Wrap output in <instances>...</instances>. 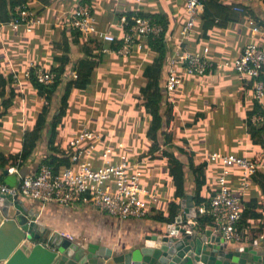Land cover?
I'll list each match as a JSON object with an SVG mask.
<instances>
[{
	"label": "crops",
	"instance_id": "crops-1",
	"mask_svg": "<svg viewBox=\"0 0 264 264\" xmlns=\"http://www.w3.org/2000/svg\"><path fill=\"white\" fill-rule=\"evenodd\" d=\"M87 1H89L87 4L91 5L93 9L98 30L114 34L118 37L117 40L121 42L124 34L122 18L128 14L140 12L149 16L161 15L165 17L168 22V31L165 32L167 35V54L166 63H164L162 70L164 80L162 90L165 97L168 95L169 101L173 103V96H178V106L175 103L174 105L171 104L173 108L172 119L175 108L178 109L180 104L187 102L188 97L198 102L199 112L196 115L199 118L198 127L201 136V145L198 151L204 154V161L208 165L206 170V192L208 194L218 190L217 178L224 169L221 162L211 160L212 155L235 154L240 158L264 164V91L262 97H258L256 93L257 81H261L264 85V69L258 79H249L239 75L232 67H226L227 63L232 65L243 53L245 46L253 40V33L249 25V19L252 16L257 17L256 23L261 30L257 40H255L264 49V2L262 0H254L249 12L245 15L233 11V6L240 4L239 0H203L204 2L207 1V4L203 3L204 8L209 9V15L214 19L212 28L206 34L204 31L205 21L199 17L186 37L181 34L188 18L185 8L186 0ZM80 2L81 0H31L30 7L44 21L43 26L37 28L32 34H28L24 28L13 31L8 23L1 24L0 74L6 77L14 72L21 73L28 68L31 62H36L38 65L52 70L59 65L60 61L58 60L67 54L66 44H69V57L71 59L67 69L75 70L77 74L76 66L82 60L85 61L88 54L99 57V51H97L94 43H88L93 39L92 36L81 35L77 37L75 36L76 32L66 25L67 15L74 11ZM221 6L228 7L226 11H228L230 21L225 20V11ZM138 41L140 48L136 47L129 56L120 55L119 49L109 53L102 52L103 60L94 72V86L87 91L78 93H82L80 96L83 97L88 93H98V87L100 89L104 82L103 74L109 71L110 75L116 73L114 79L109 77L114 82H106V87L108 89L111 86L125 88L126 92H114L119 95V99L114 104L111 102L112 106L108 100L107 106L101 107V111L105 113V109L108 108V111H114V116L119 119L114 127L107 126L108 129H105L106 125L103 124L102 130L97 133L108 138L113 145L124 143L130 162L138 164L141 172L145 173L150 168H154L158 175V162L154 167L151 166L152 163L150 162L159 161L160 155L156 154V157L143 156L144 158L140 156L148 149L146 133L149 128L148 119L150 117L148 112L138 105L141 101L142 104L144 102L143 90L149 89L148 71L156 60L157 54L150 48L148 37L139 38ZM205 48L209 50L207 59L213 66L204 76H184V84L175 92L168 93V70L172 58L177 57L178 52L202 53ZM20 78L24 88L20 89L19 86L14 85L20 89L21 97L18 96L15 102L8 106L0 105V152L6 156L20 153L24 133L34 125L40 108L44 104L43 99L39 97L28 98L32 88L26 80H23L22 76ZM121 80H125V82L119 83ZM76 95L74 94L73 97ZM37 99L43 103L41 107ZM133 101L136 102L133 104ZM95 107H97V103ZM139 108L144 109V113L148 116L147 123L139 118L138 122L132 120L127 123L128 126H120L124 123V121L120 122L124 116V111L129 113L132 118ZM58 109L59 105L55 109L53 107L49 116L50 120L54 111L58 114ZM70 111L71 108L69 107L68 113L62 121H58L56 124L55 146L61 154L69 148L71 140L82 129V125L80 129L78 128L80 122L73 118ZM143 121L147 124L145 132L144 126L141 124ZM187 126L191 127V124L188 123ZM208 128H229L230 130H225L220 136L219 131H217L214 134L215 137L209 140L207 133L204 137L205 130ZM115 129L118 130L117 134L113 131ZM132 130H134L135 137L132 136ZM120 133H123L127 139L120 138ZM140 137H143V141ZM47 143V136L44 134L40 148L36 151L33 159L20 171L27 174H35L38 171L41 161L48 156ZM50 153L53 152L50 151ZM1 174L2 171H0ZM240 175L241 170L236 167L232 169V176H228V182L233 191L240 189ZM158 181L159 193L165 194L170 202L173 196L170 182L164 183L160 179ZM192 189L191 180L188 181V190L191 191ZM25 203L29 209L40 214L39 221L42 228L64 234L75 242L95 243L116 250L135 248L142 243L145 236L152 235L166 226V224L148 218L118 220L96 210L90 201H85L79 207H63L53 202L43 204L30 199H25ZM244 203L252 204L255 207L253 212L259 214L261 218L242 220L239 225L240 231L249 238L254 237L260 230H263L261 235H264V173L259 172L249 182ZM158 207L157 212L164 215L167 213L168 205L159 204ZM179 213L182 211L180 210ZM190 222L196 225L194 219ZM200 231H212L213 235L220 236L214 224L206 226Z\"/></svg>",
	"mask_w": 264,
	"mask_h": 264
},
{
	"label": "built area",
	"instance_id": "built-area-1",
	"mask_svg": "<svg viewBox=\"0 0 264 264\" xmlns=\"http://www.w3.org/2000/svg\"><path fill=\"white\" fill-rule=\"evenodd\" d=\"M239 1L240 4L233 6V11L245 15V4L253 0ZM185 8L188 18L181 32L183 37L188 35L196 20L202 16L203 0H186ZM66 18V25L81 35L96 36L108 44L116 42L118 38L110 32L98 30L93 9L89 4H80ZM128 22L126 17L122 18L124 34L121 38V48L118 50L122 56H129L136 47L140 48L139 38L148 37L156 40L165 33L164 26L152 19L134 16L130 20L133 24L127 31L125 27ZM43 24L44 21L36 11L29 4H23L14 8V16L8 26L14 31L24 28L28 34H31ZM249 25L253 40L245 46L238 59L232 65L227 63L226 67H232L243 77L258 79L264 69V49L256 41L261 30L253 20L249 19ZM110 51L113 50H103L104 53ZM208 53V48L202 53L178 52V56L172 58L169 66L167 92L171 94L178 90L184 84L186 75L204 76L213 66L207 59ZM32 71L39 83L45 86L55 82L56 75L51 70L29 65L21 73H12L15 78L14 84L20 89L24 88L20 77L29 82ZM65 76L78 78L75 70ZM263 91V83L257 81V96L262 97ZM69 148L71 149L69 167H64L55 173L51 166L41 165L35 174L21 177L20 182L14 187L0 180V194L19 196L43 204L53 202L63 207H79L85 201H90L96 210L122 221L145 219L157 212L160 196L143 180L138 164L130 162L124 143L113 145L101 133L82 129L71 140ZM210 158L214 162H221L224 169L217 178L218 193L212 198L208 212L212 215L214 225L225 242L247 243L250 238L240 231L238 224L242 218L243 202L249 182L259 172L264 173V164L240 158L235 154L223 156L214 154ZM236 167L241 170L240 189L233 191L228 176H232V169ZM8 172L9 175H19L20 169L10 167ZM204 212L205 208L199 209V213Z\"/></svg>",
	"mask_w": 264,
	"mask_h": 264
},
{
	"label": "trees",
	"instance_id": "trees-1",
	"mask_svg": "<svg viewBox=\"0 0 264 264\" xmlns=\"http://www.w3.org/2000/svg\"><path fill=\"white\" fill-rule=\"evenodd\" d=\"M31 0H0V25L9 23L14 16V8L23 4H29ZM254 1V0H253ZM253 1L245 4L246 14L249 12ZM264 2V0H262ZM89 1L81 0L80 4L85 5ZM207 2V1H206ZM203 1V3L207 4ZM221 8L225 11L226 21H230L228 14V7ZM202 14L201 19L205 21L204 31L207 34L212 28V23L214 19L209 15V9H205ZM150 18L154 21L159 22L164 25L165 32L168 31V22L165 20L164 16H149L143 13L128 14L126 18L129 20L125 27V30H129L133 22L130 20L134 17ZM254 17V18H253ZM250 20L255 22L258 21L257 17L252 16ZM163 34L160 38L156 40L149 39V46L152 48L156 54V60L154 61L152 67L148 71V81L149 89L143 90V104L141 105L146 112L149 114V128L146 133L147 138V154L144 157H156L159 154V159L167 160V174L169 177V182L173 191L172 200L168 204L167 213L161 214L156 212L155 215L148 217V219H153L154 221L163 224H172L175 222L177 215L181 209L180 202L186 198L187 195L191 194L194 197V204L197 208L198 215L195 219L196 227L203 230L206 226H211L214 224L212 215L208 212L209 206L212 198L218 193V191H212L208 194L207 188V163L205 161L196 164L194 161V156L187 154L184 149H176L177 151H172V140L173 135L168 132V129L172 124V106L169 104L168 95L165 97L162 90L164 84L163 80V65L166 63L167 54V35ZM75 36H81L79 33H75ZM93 39L88 43L93 44L97 47L99 51V57L92 54H88L85 61H81L76 70L78 71V78L73 79L66 77L65 73L71 59L69 57V44H66L65 50L67 54L61 57L58 61L59 65L52 68L51 72L56 75L55 82L52 85L45 86L37 80L33 71L31 72V80L27 83L32 88V92H29L28 98L32 99L35 97L43 98L45 103L40 108V111L36 117L34 125L31 129H28L24 133L22 150L20 153L15 155L6 156L4 153L0 152V171L8 169L10 167H18L20 170L26 166L34 157L36 151L40 148L44 134L47 136L48 140V156L45 157L41 165L51 166L55 173H58L62 168L69 167L71 165V149L67 148L66 151L60 152L55 146L56 137V124L58 121H62L65 117L67 110L70 107V100L74 92H84L91 89L94 86V72L96 67L103 60V50L109 49L117 51L120 49L122 42L117 40L111 44L104 43L98 37L92 36ZM106 44V46H104ZM14 75L4 77L0 74V105L8 106L13 104L18 96L21 97L20 89H17L14 85ZM63 87V92L60 95L58 114L54 112L52 119H49L51 111L53 109L54 98L59 94L60 88ZM36 96H35V95ZM1 116V113H0ZM60 149V148H59ZM52 151L53 153H50ZM180 153V155H177ZM182 156L188 157L187 165L182 159ZM143 157V158H144ZM155 159V158H152ZM188 170L192 176L193 189L188 190ZM259 174V173H258ZM3 175H0V180H3ZM190 182V181H189ZM243 214L242 220L245 219H260L261 216L253 211L255 207L252 204H245L243 202ZM205 208L204 213H199V209ZM241 223V222H240ZM263 230H260L258 234L250 238L253 240L261 236Z\"/></svg>",
	"mask_w": 264,
	"mask_h": 264
},
{
	"label": "water",
	"instance_id": "water-1",
	"mask_svg": "<svg viewBox=\"0 0 264 264\" xmlns=\"http://www.w3.org/2000/svg\"><path fill=\"white\" fill-rule=\"evenodd\" d=\"M26 174L9 175L5 169L3 181L14 187ZM180 206L174 223L145 236L135 248L116 250L42 228L40 214L24 198L0 194V264H264V235L227 243L190 222L198 215L193 195Z\"/></svg>",
	"mask_w": 264,
	"mask_h": 264
},
{
	"label": "rangeland",
	"instance_id": "rangeland-1",
	"mask_svg": "<svg viewBox=\"0 0 264 264\" xmlns=\"http://www.w3.org/2000/svg\"><path fill=\"white\" fill-rule=\"evenodd\" d=\"M29 65L44 67V66L38 65L36 62H31ZM109 67H111V66H109ZM109 67H108V69H110ZM44 68H46V67H44ZM46 69H48V68H46ZM72 71H74V70L69 69V70H67V72L65 74L72 72ZM109 72H107V73L105 72L103 74L104 82L101 84L100 89L98 87V90H97L98 93H96V92H95V94L94 93H88L84 97L80 96L82 93H78V92L73 93L71 101H70V105H71L70 106V108H71L70 114H73V118L75 120H79V122H80V123H78L79 129L81 128V125H82V129H88L90 131L100 132L102 130L103 124L106 125L105 129H108L109 127H107V126L110 125V126L114 127V125L118 122L119 118L117 116H114L115 115L114 111L109 112L108 108L105 109V113H102V111H101V107L107 106L108 100L110 101V105L112 106V104H114L116 102V100L119 99V95L115 94L114 92H121V91L126 92L125 88H123V89L122 88H114L113 86H111L110 89H108L106 87V84H105L106 82H109V81H112V83L114 82V80H112V79L110 80L109 77L111 76L113 79H114V77H116V73H113V75H110ZM108 73H109V75H108ZM124 82H125V80H123V81L121 80L119 83H124ZM99 90H100V93H99ZM109 91L111 94L109 93ZM62 92H63V87L60 88L59 94H57V97H55V101L53 103L54 109L57 108V106L60 103V95ZM74 94H77V95L75 97H73ZM110 96H112V97L109 98ZM177 97L178 96H176V97L173 96V99H174V103L178 106L179 99ZM41 99H43V98H41ZM43 101H44V99H43ZM37 102L41 107V105L43 103L39 99H37ZM111 102H112V104H111ZM135 102L133 101L132 103L134 104ZM138 102H139V99H138ZM96 103H97V107H95ZM174 103L172 101H169V104L174 105ZM141 104H142V101H141V103H138L139 106H141ZM198 107H199V105H198L197 100L194 101L193 98L188 97L187 102H183V104H180L178 109L175 108L174 118H173L171 127L168 129V132L171 133L174 137L172 140L173 145L171 146L172 151L175 152V151H177L176 149H184V151H186L187 154L194 156V161L196 164L201 163L205 160L203 157L204 154H201L198 151V148L201 145V139H200L201 136L199 133L200 128L198 127L199 118L196 115L199 112ZM123 114H124V116H122L123 118L120 121V122L124 121V123L120 125L123 127L128 126L127 123L131 122L132 120H134L135 122H138L140 119H143L146 122V120L148 119V116L144 113V109L142 110L141 108L138 109L135 116H133L132 118L129 116V113H127V112L125 113V111ZM145 122L144 121L141 122V124L144 126V128H143L144 132H145V129L147 126V124H146L147 122L146 123ZM188 123L191 124V127L187 126ZM225 130L229 131L230 129L229 128H219V129L218 128H208L207 130H205L204 137L207 133L209 140H212V138L215 137L214 134L217 131H219V133H220L219 136H220V135H223V132ZM113 131L115 134L118 133L117 129H115ZM132 136L135 137L134 130H132ZM119 137L123 138V139H127L126 136L123 135V133H120ZM23 138H24V136H23ZM140 139L143 141V137H140ZM144 142H145V140H144ZM147 142L148 141L146 140V144H147ZM147 150L144 153H142L140 156H142V157L145 156L147 154ZM176 154L181 156L180 153L176 152ZM182 159L185 161V163L187 165L188 157L182 156ZM156 162H158V164ZM150 163H152V165H151L152 167H154L155 164L158 165V167H159L158 175L159 176L157 175L156 170L154 168H150L148 172H145V173L141 172L142 178L146 182V184L148 185L149 188H151L152 190L156 191L159 194L160 204L167 206L168 202H169V198L166 197L165 194H162V193L160 194L159 189H157V185L159 184V181H158L159 179L162 180L164 183H166V182L169 183V179L167 177L168 174L166 171L167 160L166 159H160L159 161L153 160ZM145 168H147V166H145ZM150 170H151V172H150ZM191 179H192V176L188 170V180L191 181ZM240 222H241V220H240ZM240 222L238 224V228H239Z\"/></svg>",
	"mask_w": 264,
	"mask_h": 264
},
{
	"label": "bare ground",
	"instance_id": "bare-ground-1",
	"mask_svg": "<svg viewBox=\"0 0 264 264\" xmlns=\"http://www.w3.org/2000/svg\"><path fill=\"white\" fill-rule=\"evenodd\" d=\"M218 164V163H217Z\"/></svg>",
	"mask_w": 264,
	"mask_h": 264
}]
</instances>
